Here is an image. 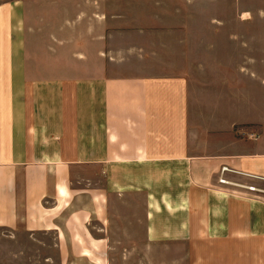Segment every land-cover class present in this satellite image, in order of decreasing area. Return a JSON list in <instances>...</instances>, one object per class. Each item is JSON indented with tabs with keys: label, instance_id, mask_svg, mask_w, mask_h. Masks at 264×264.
Segmentation results:
<instances>
[{
	"label": "crops",
	"instance_id": "0c3cea01",
	"mask_svg": "<svg viewBox=\"0 0 264 264\" xmlns=\"http://www.w3.org/2000/svg\"><path fill=\"white\" fill-rule=\"evenodd\" d=\"M257 1L0 2V264H264Z\"/></svg>",
	"mask_w": 264,
	"mask_h": 264
},
{
	"label": "rangeland",
	"instance_id": "374dc122",
	"mask_svg": "<svg viewBox=\"0 0 264 264\" xmlns=\"http://www.w3.org/2000/svg\"><path fill=\"white\" fill-rule=\"evenodd\" d=\"M1 1H8V0H0V2ZM257 7L258 8H263L264 7V1H261V0H258L257 1ZM260 23L258 22V28H260ZM262 29H264V27L262 28ZM254 40L255 41H257L255 44H257V45H260L262 42H264V31H262L261 32V36L260 35H258L256 38L254 37ZM257 125H259V123H257ZM259 136V134H256V137H258ZM18 247V251H20L19 249H20V245H18L17 246ZM7 250V249H6ZM26 253H36L37 251H36V249L35 248H30V246H26ZM30 262H27V264H29Z\"/></svg>",
	"mask_w": 264,
	"mask_h": 264
},
{
	"label": "built area",
	"instance_id": "2783aa9c",
	"mask_svg": "<svg viewBox=\"0 0 264 264\" xmlns=\"http://www.w3.org/2000/svg\"><path fill=\"white\" fill-rule=\"evenodd\" d=\"M223 169H224L223 171H225V169H228V168L227 167H224ZM220 181L221 182H230L229 180H227L225 178H220Z\"/></svg>",
	"mask_w": 264,
	"mask_h": 264
}]
</instances>
